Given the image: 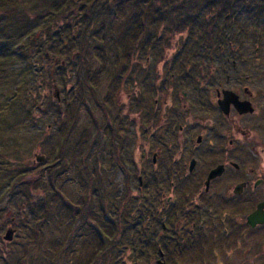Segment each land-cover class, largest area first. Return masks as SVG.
<instances>
[{
  "label": "flooded vegetation",
  "instance_id": "1",
  "mask_svg": "<svg viewBox=\"0 0 264 264\" xmlns=\"http://www.w3.org/2000/svg\"><path fill=\"white\" fill-rule=\"evenodd\" d=\"M184 40L152 47L122 91L96 102L109 137L121 139L125 115L120 132L139 153L135 189L128 182L124 195L140 196L141 227L157 244L151 264H264V223L254 225L264 213L254 53ZM198 48L210 54L195 56Z\"/></svg>",
  "mask_w": 264,
  "mask_h": 264
},
{
  "label": "trees",
  "instance_id": "2",
  "mask_svg": "<svg viewBox=\"0 0 264 264\" xmlns=\"http://www.w3.org/2000/svg\"><path fill=\"white\" fill-rule=\"evenodd\" d=\"M244 1L0 0V85L8 88L9 85L7 84H16L12 85L11 91L8 88L12 92V100L6 102L4 106L2 105V108L0 107V170L4 168L8 172L14 167L11 173L15 172L12 177L15 176L17 183L33 170L18 163L20 162L18 155L24 154V148L21 147V143L16 137L6 136L8 134L6 130L13 128L19 132L17 129H23L21 127L24 126L25 122L34 123L32 105L35 101L30 102L29 99L37 96L39 86L43 87V92L48 93V87L55 86V76L62 77L66 95L63 103L65 104L66 101L64 116L69 115L73 108H86L88 104L86 96L90 93L97 94L95 103H102L106 101L107 95L104 96V99L99 100L100 83L103 80L109 81L111 87H108L110 92L107 94L112 97L117 92L122 91L126 78L131 73L130 68L135 73L138 61L145 60L149 55L154 57V54L158 52L156 49H151L152 47L156 45L165 46L170 43L166 31L183 33L186 29H193L196 38L201 37L198 44L222 46L226 42V38H224L226 30L220 25L226 24V20L230 18L235 22L232 27L237 25L241 21L239 17L243 15V9L246 7H251L250 11L257 10V14L260 15L258 22L263 21L257 29L264 28V20L261 19V16L264 15V0H248L250 2L248 6H245L247 1ZM210 8H219L218 15L210 20H202L203 14ZM219 20L222 22L219 23ZM196 29L198 31H195ZM199 32L201 34L198 36ZM56 56H60L61 61ZM15 57H18L19 70H13ZM72 80L74 82L69 83ZM75 83L76 88H73ZM57 110H59V115H63V110L59 109L58 106ZM34 116L36 117V115ZM66 122L68 123L64 124L66 130L62 129L61 134L68 137L77 127V123L72 119ZM111 138L113 142L118 137ZM60 144H63V148L59 146L58 152L61 149L63 151L65 147L64 143L60 142ZM59 153L52 155V158L49 157L50 167H48L54 169L57 176L62 175L66 170V165L69 164L68 155L65 154L64 156L63 152ZM12 162H16V165H13ZM114 164V168L118 167L116 159ZM14 181L8 179L4 183V180L0 188L6 190ZM18 185L9 190L12 191L11 195H14V190ZM9 191L6 193L8 194ZM48 191L46 188V192ZM56 196L59 206L64 204L65 210H68V213L72 215L71 217L87 222L90 215L88 209L78 211L62 201L58 193ZM125 198L126 196L120 202L122 201V209H125L123 211L127 215L126 226L131 223L136 225V219L126 210ZM42 203L44 205H38V211H35L32 205H30L31 210L29 205L26 208L29 212L32 211V216L34 212L36 215L45 216L48 212L46 211L48 206L47 203ZM104 218L109 223L110 221L113 223V220H109L106 215ZM34 219L38 220V217ZM118 223H122V219ZM25 224L30 228L29 233L31 230L34 233V229H37L28 223ZM137 227L138 225L135 229ZM93 229L94 234L101 241L98 243L100 247L92 250L87 244L80 245L78 264H104L102 262L105 255L103 236L111 238L114 235L107 236L105 233L103 235V231L100 230V233L97 228L93 227ZM36 231L37 235L41 233L40 230ZM144 235V233L142 237L140 235L141 242L143 245L145 244L144 247H150V244L153 243L149 237ZM26 240L32 241L30 237H27ZM155 245L157 246V244ZM34 246L37 250L41 248L36 243ZM114 246H118V243ZM51 248L55 249L54 246ZM45 249H47L46 246ZM113 251L115 252V249ZM49 254L47 264H64L69 257L64 244ZM118 259V256L115 257L113 262L111 260V264H119ZM7 264H11L10 260ZM19 264H35V259L30 257L28 261L19 262Z\"/></svg>",
  "mask_w": 264,
  "mask_h": 264
},
{
  "label": "rangeland",
  "instance_id": "3",
  "mask_svg": "<svg viewBox=\"0 0 264 264\" xmlns=\"http://www.w3.org/2000/svg\"><path fill=\"white\" fill-rule=\"evenodd\" d=\"M245 1H247L245 6H248L250 2L248 0ZM250 8L246 7V9H243L242 18L239 17L241 21L237 25L232 27L235 22L230 18L226 20V24L220 26L226 30V42L224 45L238 44L242 48L243 55H252L254 53V92L257 94L256 107L259 126L258 134L254 133V140L257 138L260 142L257 143L259 150H262L264 148V28L257 29L263 21L258 22L260 15L257 14L256 9L250 11ZM218 9H207L204 14L201 12L203 14L202 20H210L217 16ZM261 19L264 20V15L261 16ZM218 22L221 23L222 20ZM185 31L187 34L184 32L173 34L168 31L166 34L168 42H170L168 45H182L186 36L187 41L191 39L190 42H187L188 44L201 45V43L198 44L201 37L196 38V33H194L193 29H186ZM195 31L198 30L196 29ZM200 34L201 32L198 33V36ZM201 49H197L198 52H195V56L199 52H201L199 56L202 57L210 54L211 48H208L207 52H202ZM209 58L212 61L211 56L196 59L209 60ZM57 59L61 61L60 56ZM14 62L13 70H19L18 57ZM55 77V86H49L48 93L43 92V87L39 86L36 93L37 96L35 95L29 99L30 102L32 100L35 101L32 105L34 123L25 122L24 126L21 127L24 130L17 129L19 132L13 128L6 130L8 133L6 136L16 137L21 143V147L24 148V154L22 156L18 155V158H20L18 163L27 167V169L33 170L26 174L24 179H21L22 181H18V183L14 178L15 176L12 177L15 174V172L11 173L14 167L8 172L4 168L0 170V186H2L4 180V183L8 179L11 181L16 180L12 184L10 183L9 188L6 190L0 188V264H7L9 260L11 264H19V262L28 261L30 257L35 259V264H47V257H50L49 252L57 249L61 244L65 245V250H68L67 256H69L64 264H78L80 245L87 244L92 250L100 247L98 243L101 241L94 234L93 227L97 228L99 232L100 230L103 231V235L104 233L107 236L114 235L111 238L103 236L105 255L102 262L104 264H111V260L113 262L117 256L119 264H151V258L156 253L157 246L153 243L146 248V246L144 247L145 244L143 245L141 242L143 233L149 234V230L147 231L148 225L146 222L143 224L144 229L141 227V215L146 217L147 214L140 209V196L137 193L131 196L124 195L125 186L128 182L134 188V183L137 180L133 176L135 170L140 167L138 151L137 153L132 151V144L125 142V133L120 132L124 130L121 123L124 126L128 124L125 115H123L124 118L121 122L117 120L120 124L115 127L118 130L121 129L119 132L116 131V136H120L121 139H115L113 142L103 126L105 110L103 112L100 110V112L96 108L97 94L90 93V95L86 96L88 102L86 108H73V113L71 110L69 115L66 114L64 116L66 101L65 104L63 103L66 95L63 79H61L62 77ZM73 82L74 80L69 83ZM7 85H9L8 88L11 91L12 85L16 84L9 83ZM74 87L76 88V83L73 85ZM100 87L98 89L100 92L98 94L99 100L103 99L102 95L106 96L110 92L109 88L111 85L108 80H103L100 83ZM8 88L0 85L1 108L6 102L12 100V92ZM56 90L59 91L61 102L54 97ZM57 106L63 110V115H59ZM106 114L108 118L112 117L111 112L107 111ZM70 119L77 123V127L73 130L71 136H62L61 130H66L64 124H68L66 121ZM81 136L83 138H80ZM60 142L64 143L65 147L59 153V146L63 148V144L61 145ZM122 146L123 149L121 151L120 148ZM62 152L64 156L65 154L68 155L69 160L68 157L66 159L69 164L66 165L65 172L57 176L54 169L48 168L50 167L49 157L52 158V155L61 154ZM36 156H44L46 161L38 163L35 159ZM114 158L118 164V167L115 168ZM16 160L18 161L17 158ZM121 163L124 164V168H122ZM261 163L260 171L263 173L264 160ZM12 164L16 165V162H12ZM254 166H257L255 162ZM125 171L127 177L124 174ZM21 183L24 184L22 185ZM17 184L19 185L14 190V195H11L12 191L9 190L13 189ZM46 188L49 190L48 192H46ZM7 191H9L8 194L6 193ZM56 193L61 196L62 201H65L76 210L83 211L88 209L90 215L87 222L71 217L72 215L68 213V210H65L64 204L59 206ZM124 196H126L124 203L127 205V212L136 219L135 222L138 225L136 229V225L132 223L126 226L127 215L123 211L125 209H122V201L120 202ZM42 202L47 203V214L42 216L40 214L36 215V212H34L32 216V211L29 212L26 206L29 205L30 209V205H32L34 210L38 211V205H44ZM105 215L109 220H113V223L111 221L109 223L104 218ZM36 217H38V220L34 219ZM119 217H121L122 223H118L120 221ZM12 218H15L14 223H12ZM25 223L37 228L34 229V233L31 232L32 230L29 233L30 228ZM10 228L14 229L16 234L14 240L9 243L5 241L4 237ZM36 230H40L41 233L37 235ZM140 232L142 234H138ZM27 237H30L34 242L27 241ZM116 242L118 246H114L117 244ZM34 243L40 245L41 248L37 250ZM45 246L47 249H45ZM53 246L55 249L51 248ZM114 249L115 252L113 251Z\"/></svg>",
  "mask_w": 264,
  "mask_h": 264
},
{
  "label": "water",
  "instance_id": "4",
  "mask_svg": "<svg viewBox=\"0 0 264 264\" xmlns=\"http://www.w3.org/2000/svg\"><path fill=\"white\" fill-rule=\"evenodd\" d=\"M55 98L58 99V101L60 102V96H59V91L56 90V94L54 95ZM243 106H247V104L243 103ZM255 111V110H254ZM37 160L38 163H43L46 158L44 156H36L35 158ZM257 223H264V213H262L261 210H259L258 212L254 213V225H256ZM16 234V231L12 228H10L4 239L6 242H12L14 240V236Z\"/></svg>",
  "mask_w": 264,
  "mask_h": 264
},
{
  "label": "bare ground",
  "instance_id": "5",
  "mask_svg": "<svg viewBox=\"0 0 264 264\" xmlns=\"http://www.w3.org/2000/svg\"><path fill=\"white\" fill-rule=\"evenodd\" d=\"M224 38H226L225 34H224Z\"/></svg>",
  "mask_w": 264,
  "mask_h": 264
}]
</instances>
